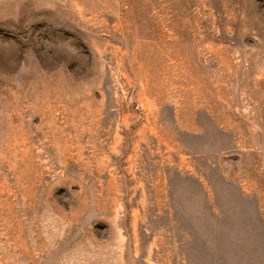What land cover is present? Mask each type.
<instances>
[{"label":"rangeland","instance_id":"1","mask_svg":"<svg viewBox=\"0 0 264 264\" xmlns=\"http://www.w3.org/2000/svg\"><path fill=\"white\" fill-rule=\"evenodd\" d=\"M0 264H264V0H0Z\"/></svg>","mask_w":264,"mask_h":264}]
</instances>
